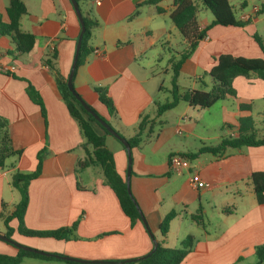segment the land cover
Instances as JSON below:
<instances>
[{
  "label": "crops",
  "instance_id": "1",
  "mask_svg": "<svg viewBox=\"0 0 264 264\" xmlns=\"http://www.w3.org/2000/svg\"><path fill=\"white\" fill-rule=\"evenodd\" d=\"M21 1L26 13L20 18V28L35 36V45L28 53L12 58L7 54L13 47L11 39L0 35L1 130L7 129L13 145L22 149L20 156L7 158L0 169V233L7 232L4 216L12 212L20 198L10 184L12 174L34 170L36 155L46 146L40 175L28 186L23 224L27 229L47 231L75 223L73 237L25 236L17 231V221L11 219L10 238L41 251L82 260L140 257L151 249V238L141 221L131 224L124 215L115 194L105 184L100 166L77 169L78 160L85 156L84 147L90 148L85 146L77 123L59 95L53 71L44 63L54 50L55 68L60 76H68L80 31L72 4L70 0ZM82 1L81 15L92 23L88 44L98 52L92 51L75 71L74 89L125 138L135 134L141 116L155 119L152 131L145 130L140 143L131 148L129 175L131 194L151 233L157 241L163 240L158 225L166 213L174 210L177 215L169 224L163 245L178 247L187 235L193 236L191 249L180 264H253L254 247L264 243V204L255 199L250 175L264 171V146L227 148L222 154L199 153L185 159L177 173L169 171L167 159L173 153H195L201 146H215L221 136H236L239 117H252L257 127L253 116H263L264 80L256 75L236 76L232 81L235 96L209 108L191 107L180 101L155 118L161 96H169L166 89L170 87L171 59H177L186 47L169 18L172 0H155V4L148 0ZM6 6L7 0H0L4 22L8 21ZM246 6V0L239 1V13L235 15L237 19L249 16L245 26L214 25L207 30L181 66L177 80L181 92L209 90L213 81L207 72L220 54L264 58L253 39L261 22L255 14L262 11L264 2L244 11ZM156 7L163 11L158 12ZM197 20L202 29L212 16L197 15ZM27 82L42 99L46 123L39 107L26 94ZM99 86L106 88L116 108L115 116H109L99 101L95 92ZM257 102H261L260 108ZM240 104L251 109L240 110ZM211 112L219 118L213 124L205 118ZM215 127L219 133H210ZM105 143L126 181L125 148L120 143L109 146L107 138ZM159 155L162 159L156 160ZM191 176L209 186L192 187ZM199 207L203 226L190 218ZM0 253L15 255L17 248L0 239ZM20 264L60 263L22 257Z\"/></svg>",
  "mask_w": 264,
  "mask_h": 264
},
{
  "label": "trees",
  "instance_id": "2",
  "mask_svg": "<svg viewBox=\"0 0 264 264\" xmlns=\"http://www.w3.org/2000/svg\"><path fill=\"white\" fill-rule=\"evenodd\" d=\"M197 1L200 2L201 6H199ZM147 3L155 4L156 2L155 0H148ZM172 5L173 7L169 12V18L181 34L186 43V47L181 51L177 59H171V65L169 68L171 72V81L170 87L166 89L169 93V99L163 103L157 104L155 118H159L164 112L173 109L180 101L186 102L191 107L209 108L217 101L223 100L228 96H235L232 81L236 76L256 75L264 80V58H248L223 53L215 57V64L207 72L213 81L209 90L190 89L181 92L177 84L181 66L195 50L198 43L206 36L207 30L214 25L245 26L249 23L250 19H237L233 7H231L228 0H172ZM199 7L208 11L212 16L210 23L202 29L199 27L197 20ZM156 10L158 12L163 11L160 7H156ZM6 13L8 17L7 22L2 20L0 14V35L8 36L11 39L13 47L10 51H7V54L12 58H18L28 53L34 47L35 36L20 28V18L26 13V8L21 0H7ZM83 20L85 30L82 36L75 71L85 62L86 57L93 51V48L88 44V40L91 36L92 23L84 17ZM253 39L264 54L263 40L257 34L253 35ZM55 59L56 53L53 50L51 56L44 59V63L53 71L59 95L64 102L69 115L77 123L79 130L85 139V146H89L90 148L87 149L84 147L85 156L83 159L78 160L77 169L81 170L91 165L100 166L105 184L115 194L124 215L128 217L131 224L135 221H141L143 224L133 203V197L127 193L125 178L119 174L116 169L113 152L106 146V137L113 136L110 135L89 113H87L74 98L66 85L67 77L60 76L54 66ZM25 90L29 99L39 107L41 116L46 123L45 107L38 91L29 82H27ZM95 92L98 95L99 101L105 106L109 116H115L116 108L108 97L106 88L100 86L96 87ZM90 108L96 112L92 107ZM239 109L249 111L251 108L249 105L240 104ZM262 115L264 116V111L262 112ZM106 122L110 125L108 121ZM154 124L155 119L148 120L146 116H141L135 134L126 138L130 148L136 147L140 143L144 131L148 130L151 132ZM94 125L102 130V134L96 131ZM1 128L2 123H0V169H3L5 166V160L11 156H20L22 149L16 148L12 143L9 131L7 129L1 130ZM247 146H264V135L259 134V129L255 127L252 117L249 116L238 118L236 136H221L219 143L215 146H201L195 153L179 154L190 160L203 152L222 154L227 148L237 149ZM46 152V146L38 151L36 155L37 163L34 170L29 172L16 171L11 176L10 184L19 192L20 198L17 204L14 205L12 212L4 216V224L7 227L5 235L8 237H10L12 232V229L8 225V222L11 219L17 221V231L25 236L52 237L64 240H69V238L73 237L75 223L69 227H60L47 231L27 229L23 224V217L29 203L28 186L33 179L40 175L42 160ZM250 182L257 203L264 204V171L252 172L250 175ZM176 215L177 213L174 210H171L164 215L159 223L158 229L163 240L169 230L171 220ZM190 218L197 225H204V216L201 207H199L195 213L191 214ZM163 240L157 241L156 249L144 259L136 262H120L124 259L110 260L114 261V263L111 264H180L185 255L191 249L193 236L187 235L178 247L164 246ZM254 253L256 261L253 264H263L264 243L256 245L254 247ZM52 254L59 255L56 253ZM22 257L52 259L59 261L60 264H97L66 261L56 258L53 255L45 256L22 249H17L15 255L0 253V264H20Z\"/></svg>",
  "mask_w": 264,
  "mask_h": 264
},
{
  "label": "water",
  "instance_id": "3",
  "mask_svg": "<svg viewBox=\"0 0 264 264\" xmlns=\"http://www.w3.org/2000/svg\"><path fill=\"white\" fill-rule=\"evenodd\" d=\"M72 7L77 15L78 21H79V25H80V31H79V35L76 41V47H75V53L73 56V60H72V64L66 79V85L69 89V91L71 92V94L74 96V98L79 102V104L81 105V107L87 112L89 113L110 135H112L115 139H117L125 148L126 151V155H127V169H126V190L127 193L131 195V191H130V187H129V175H130V168H131V148L129 143L127 142L126 138L121 136L111 125H109L104 119H102L96 112H94L90 106L80 97V95L76 92V90L73 87L72 84V79H73V75L75 73V68H76V62H77V58H78V54H79V50H80V46H81V41H82V36L85 30V25H84V20H83V16L81 15L80 9H79V5H78V1L77 0H70ZM133 199V198H132ZM133 203L139 213V216L147 230V233L149 234L151 241H152V248L144 255L140 256V257H136V258H128V259H124L120 262H136L138 260L144 259L146 257H148L157 247V240L154 238L153 234L151 233L149 227L147 226L146 220L139 208V206L137 205L136 201L133 199ZM0 239L13 245L14 247H16L17 249H22L28 252H33L36 254H40V255H45V256H55L56 258H59L61 260H66V261H74V262H79V263H97V264H103V263H114V261H110V260H82V259H78V258H74V257H69V256H64V255H54L52 253H48L45 251H41L35 248H31L28 246H24L16 241H14L12 238L3 235L0 233Z\"/></svg>",
  "mask_w": 264,
  "mask_h": 264
},
{
  "label": "rangeland",
  "instance_id": "4",
  "mask_svg": "<svg viewBox=\"0 0 264 264\" xmlns=\"http://www.w3.org/2000/svg\"><path fill=\"white\" fill-rule=\"evenodd\" d=\"M239 1H241V0H229L231 7H233V11H234L235 15H238V13H239V9L237 8V4ZM246 1H247V6L244 7V9H243L244 11L251 10L253 5L262 6V4L264 2V0H246ZM78 3H79V7L83 10L84 9L83 1L80 0ZM197 3L199 4V6H201L199 1H197ZM204 14L210 15V13L204 9L199 10L198 15L200 18L203 17ZM255 15H256V18L261 19V22L256 26V28H257V33L260 36V38L263 40V44H264V6L262 8V11L260 13H256ZM163 96L164 95H162L161 99H160L161 103H163V102H165V100L169 99V96L167 94H165V96H166L165 98H167V99H165ZM257 107L258 108L261 107V102H257ZM260 110H262V109H260ZM205 118H206V120H209V122L212 124L216 123L219 120V118L217 117V115H215L214 112H211V114H208ZM253 118L255 119V123L257 124V127L259 128V134L264 135V117L259 115V114H255L253 116ZM94 127L97 131L102 132V130L99 127H97L96 125H94ZM219 131H220V129L218 127H215L214 131H210V133H216L217 134V133H219ZM106 138H107V142H108L109 146H111L112 144L113 145H120L119 142L117 140H115L113 137L107 136ZM134 155L135 156L137 155L136 152H134ZM159 159H162L161 155H159V157L158 156L156 157V160H159ZM134 160H135V157H134ZM185 163L186 162H184V165H185ZM135 164L136 163L134 161L133 171H135V169H136ZM132 197H133V195H132ZM24 246L35 248V247L29 246V245H24ZM134 264H136V263H134Z\"/></svg>",
  "mask_w": 264,
  "mask_h": 264
},
{
  "label": "built area",
  "instance_id": "5",
  "mask_svg": "<svg viewBox=\"0 0 264 264\" xmlns=\"http://www.w3.org/2000/svg\"><path fill=\"white\" fill-rule=\"evenodd\" d=\"M93 2L99 3L100 0H93ZM254 11L256 12L257 9L254 8ZM247 19H249V16H246V17L243 16L241 20H247ZM93 52L97 53L98 50H93ZM177 131L179 132V129ZM185 159L186 158L182 157L179 153L171 154L167 159V165H168L169 171L174 172V173L180 172L184 166ZM189 184L195 188H206L209 186V183L199 180L195 176H191L189 178Z\"/></svg>",
  "mask_w": 264,
  "mask_h": 264
}]
</instances>
